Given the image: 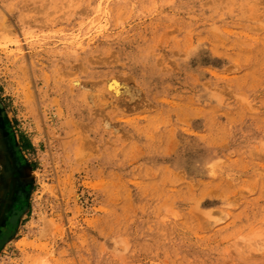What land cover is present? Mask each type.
<instances>
[{
	"label": "rangeland",
	"instance_id": "1",
	"mask_svg": "<svg viewBox=\"0 0 264 264\" xmlns=\"http://www.w3.org/2000/svg\"><path fill=\"white\" fill-rule=\"evenodd\" d=\"M0 155V264H264V0H0Z\"/></svg>",
	"mask_w": 264,
	"mask_h": 264
},
{
	"label": "flooded vegetation",
	"instance_id": "2",
	"mask_svg": "<svg viewBox=\"0 0 264 264\" xmlns=\"http://www.w3.org/2000/svg\"><path fill=\"white\" fill-rule=\"evenodd\" d=\"M9 131L10 130H8V132H7V137H8V133H9ZM11 136H12V134H11ZM13 139V138H12ZM4 140V139H3ZM13 142H14V140H13ZM15 143V142H14ZM16 145V144H15ZM17 147V146H16ZM17 149H18V151H19V148L17 147ZM6 151H8V154H9V150L7 149ZM19 154H20V152H19ZM10 157V159H11V166H12V168H16V170L18 169V167H16V166H14L15 164H14V162H13V160H12V157L11 156H9ZM3 163H2V165H3V167H4V170L6 171L7 170V168L10 166L9 164H7V162H4V161H2ZM24 162V161H23ZM23 166V165H22ZM23 199V197H20L19 198V201L20 200H22ZM16 216L17 215H15V216H13V218H12V220H9L8 222H7V224H6V226L4 227V232L1 234V236H0V242H1V240H2V238H4V237H6L10 232H11V229H12V227H13V224L15 223V218H16Z\"/></svg>",
	"mask_w": 264,
	"mask_h": 264
},
{
	"label": "bare ground",
	"instance_id": "3",
	"mask_svg": "<svg viewBox=\"0 0 264 264\" xmlns=\"http://www.w3.org/2000/svg\"><path fill=\"white\" fill-rule=\"evenodd\" d=\"M171 128V127H170ZM150 137V136H149ZM173 138V137H172ZM10 146H11V152H12V154L13 155H15L16 156V160H17V162H16V160H15V162H16V167H19V165L18 164H22V161L20 160V155H19V151H18V149H17V147L15 146V144L14 145H12V144H10ZM5 147V146H4ZM2 149L4 150V148H3V146H2ZM1 149V150H2ZM167 152V151H166ZM1 156V155H0ZM2 158V157H1ZM0 158V159H1ZM20 162V163H19Z\"/></svg>",
	"mask_w": 264,
	"mask_h": 264
}]
</instances>
